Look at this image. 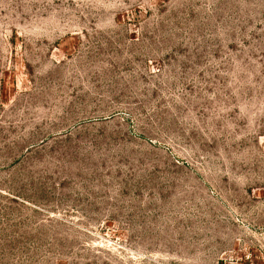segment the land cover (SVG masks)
<instances>
[{
	"label": "rangeland",
	"instance_id": "obj_1",
	"mask_svg": "<svg viewBox=\"0 0 264 264\" xmlns=\"http://www.w3.org/2000/svg\"><path fill=\"white\" fill-rule=\"evenodd\" d=\"M0 264H264V0H0Z\"/></svg>",
	"mask_w": 264,
	"mask_h": 264
}]
</instances>
